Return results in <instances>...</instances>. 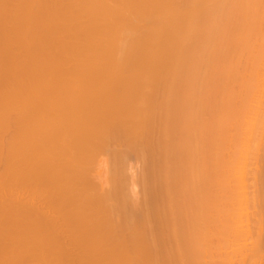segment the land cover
I'll return each instance as SVG.
<instances>
[{
    "label": "bare ground",
    "instance_id": "bare-ground-1",
    "mask_svg": "<svg viewBox=\"0 0 264 264\" xmlns=\"http://www.w3.org/2000/svg\"><path fill=\"white\" fill-rule=\"evenodd\" d=\"M263 7L264 0H0V138L8 124L16 128L1 145L5 160L0 148V264H65L74 255L72 264H216L229 237L236 244L220 264H240L241 254V264H254L264 244V32L254 28ZM252 43L261 56L243 64ZM231 46L244 54L237 59ZM242 64L250 66L240 71ZM248 71L255 79L246 84ZM211 87L220 113L210 109ZM234 96L245 101L232 105L242 118L235 127ZM210 110L207 160L202 120ZM142 160L146 178L135 170ZM133 179L148 185L146 194ZM21 187L28 203L16 196ZM38 201L57 218L40 213ZM58 221L71 232L64 231L74 255L61 249L65 238L57 242Z\"/></svg>",
    "mask_w": 264,
    "mask_h": 264
},
{
    "label": "rangeland",
    "instance_id": "rangeland-1",
    "mask_svg": "<svg viewBox=\"0 0 264 264\" xmlns=\"http://www.w3.org/2000/svg\"><path fill=\"white\" fill-rule=\"evenodd\" d=\"M263 8H264V7H263ZM258 21H259L260 23L257 22V24H261V22H262L263 25L261 24V25H260L261 27H260L259 25H256V22H255L256 27H254L255 25H254L253 27H254L255 30H256V29H257V26H258L259 29H261V33H263V32H264V27H263V26H264V23H263L264 20H258ZM254 28H253V29H254ZM262 28H263V29H262ZM255 30H254V31L252 30V31L255 32ZM262 30H263V32H262ZM259 31H260V30H259ZM253 32H252V33H253ZM252 33H251V39L249 40L250 43H251L252 41H254V39H253L254 37H253V36H255V35H253ZM255 33H257V32H255ZM257 34H260V33H257ZM258 36L261 37L262 35H261V34H260V35H256V36H255V37H256V38H255V41L258 39ZM252 37H253V38H252ZM249 38H250V37H249ZM252 39H253V40H252ZM260 41H261V39L259 40V42H260ZM257 42H258V40H257ZM259 42H258V44H262V42H260V43H259ZM253 43H254V42H253ZM253 43L250 44V46H249L248 49H252V48L254 47V46H253ZM251 45H252V46H251ZM263 45H264V44H263ZM255 46H256L255 49H256V52H257V53L254 54L255 51H254V48H253V49H252V50L254 51V52L252 51L253 54L251 53V55H250V53L246 51V52H247V55H248V53H249V56H247V55L245 54V55H246L245 57H244V55H243L244 53L242 54L243 57H241L242 55H240V53H238L237 56H234V55H233V54H234V51H235V52H237V51L235 50L234 47L231 46V48H234V50L232 51V52H233L232 55H233L234 57H236V58H237L239 55H240L241 59L244 58V59L242 60V62H241V63H243V64H246V63L244 62V60H249V59H246V57L249 58L250 56H252V57H250V58L253 59V56H256L257 54H258V56H259V55L261 56V54H262L261 57H263V56H264V46L260 45V48H263V52H261V51H257V49H260V48L257 46V43H256ZM261 46H262V47H261ZM251 47H252V48H251ZM257 47H258V48H257ZM231 48H230V49H231ZM248 49H247V50H248ZM260 50H262V49H260ZM249 51H251V50H249ZM260 52H261V54H259ZM236 54H237V53H236ZM228 56H229V55H228ZM228 56H227V57H228ZM233 56H230V57H233ZM260 56H259V57H260ZM234 57H233V58H234ZM233 58H232V59H233ZM237 59H239V58H237ZM228 60H229V58H228ZM228 62H229V61H228ZM241 63L239 62L238 64H241ZM221 64L223 65V63H221ZM228 64H229V63H228ZM228 64H226V65H228ZM243 64L241 65L242 68L239 67V68H240V69H239L240 71H242L243 68H245V67H248V68H249V66H250L249 64H248L249 66H248V65L246 66V65H243ZM255 64H256V63H254L253 66H254L256 69H255V68H253V69H255L256 71H258V70H259V67H258L259 64H258V63H257L258 65H255ZM219 65H220V63H219ZM230 65H231V64H230ZM263 65H264V64H263ZM224 66H225V65H224ZM231 66H232V65H231ZM234 66H236L235 63H234V65H233V67H234ZM239 66H240V65H239ZM243 66H245V67H243ZM256 66H257V67H256ZM259 66L263 68V66H261V63H260ZM216 67L219 68L220 66L217 65ZM234 68L237 69V67H234ZM262 68H261V69H262ZM246 69H247V68H245V71H246ZM255 70H254V71H255ZM212 71H214V69H213ZM237 71H238V70H237ZM245 71H244V73H245ZM238 72H239V71H238ZM249 72L251 73L252 71H248L247 74H248ZM241 73H242V72H241ZM244 73L241 74V75H244V76L246 75L245 78H248V80H246V82L244 81L245 79L242 80L244 77L242 78V76L239 75L240 73L238 74V75H239L238 78H239L240 80H242L243 83H246V84H247V83H253V82H251V81H254V80H252V79L254 78V77L252 78V76H254V75L251 74V76H250V73H249V77L251 78V79H250V78L248 77V75H247V74H244ZM252 73H253V72H252ZM212 75H213V74H212ZM212 78H213V77H212ZM238 78H237V77H236V78L234 77L235 80H234V79H233V80H234V82H238V84H240V83H239L240 80H239ZM249 79H250V80H249ZM254 79H255V78H254ZM236 80H238V81H236ZM242 81H241V82H242ZM248 81H249V82H248ZM243 83H242V84H243ZM212 84H213V83H212ZM232 84H233V87H234V84H235V85H236L235 87L240 88L239 90H243L244 87L246 86V85H245V86H243V85L239 86L237 83H232ZM247 86H248V85H247ZM247 86H246V87H247ZM241 87H242V89H241ZM212 88H213V87H211L210 90L212 91L213 94H211V91H210L209 93H207V96L210 98V99H209V98L207 97L208 101H209V100H210V102L212 101V102L210 103L211 106H213L212 104H214V103H213V101H214L213 99H214V98H212V97H214V92H213V91H214V88H213V89H212ZM148 89H149V87L147 88V90H145V89H144V90L147 91V93H148V91H150V89H149V90H148ZM236 89H237V88H236ZM233 90H234V88H233ZM145 91H144V92H145ZM147 93H146V94H147ZM242 93H243V92H241V94H240L241 97H242V95H243ZM209 94H211V96H210ZM241 97H240V98L238 97L239 99H237V98L234 96V98H233V99H234V100H233L234 102H232V98H231V101H230V104H229L228 109H230V110L232 109V110H233V108H234L233 106H235V101H236V105H237L238 103H240L239 100H241V103H240L241 105H242L243 103L245 104L244 98H241ZM244 97H245V96H244ZM211 98H212V100H211ZM235 99H236V100H235ZM242 99H243V103H242ZM238 101H239V102H238ZM231 103H233V104H231ZM143 104L145 105V103H143ZM208 104H209V102H208ZM144 105H142V106H144ZM232 105H233V106H232ZM230 106H231L232 108H231ZM237 106L240 107V105H237ZM244 106H246V105H244ZM214 107H215L218 111H217ZM214 107H211L210 109H211V110L214 109L213 111H214V112L216 111L215 113H218V112L220 111V109H219L220 107H219V106H215V104H214ZM217 107H218V108H217ZM238 107L235 106L236 109H237ZM235 108H234V110H233V111L236 112V113L234 112V115L238 113V111H236ZM228 109H227V110H228ZM239 109H240V108H238V110H239ZM211 110H210V112H208L209 115H208V113L206 112L207 114H204V116H203V117H206V116H207V118H205V119H207V120H204V118H203V120H202L203 122L206 121V122H205L206 124H203V122H202V124H203L204 126L206 125V127H203V128H204V129H203V130H204V133H205V131H206L205 128H208V129H207L208 131H206V134H204V133L202 134V139H203V140H202V146H203V143H204V144L207 143V144H205V145H207V148H206V146H204V148H206V149H203V148H202V151H203V153H204V156H205V155L207 156V157H205L207 160H208V155L210 156V154L213 153V150H214V149L211 147V145H210V144H211L210 142L213 140V139H211V138H213V129H212V131H211V134H210V132H209V131L211 130V128H214V126H215V125L213 124V118H212V114H213L214 112L211 111ZM230 110L227 111V113H229V112L231 113V114H229V116H231V115H232V112H233V111H230ZM208 111H209V110H208ZM223 111H224V110H223ZM211 112H212V113H211ZM219 113H220V112H219ZM222 113H223V112H222ZM10 115H11V113H10L8 116H10ZM12 115H13V112H12ZM216 115H217V114H216ZM218 115H219V114H218ZM218 115H217V116H218ZM208 116H209V117H208ZM237 116H239V115H235L234 117H230V119H231L230 121H232V120H233V121H232V123H230V121H228V123H229L230 125L233 124V126H234V124L236 125L237 123H236V121H234V120H235V118H236ZM10 118H11V116H10ZM208 118H210V121H211V122L208 120ZM211 118H212V120H211ZM232 118H233V119H232ZM237 119H238V117L236 118V120H237ZM241 119H242V118H241V115H240V117H239V119H238L239 123H240ZM208 121H209V122H208ZM238 121H237V122H238ZM233 122H234V123H233ZM207 123H208L209 126H210L211 124H212V126H213V127L210 126V127H211L210 130H209V127H207ZM210 123H211V124H210ZM239 123H238V124H239ZM11 124H12V123H11ZM11 124H10V125L8 124L9 127H8V126L6 127V129H7L8 131H11L10 129H12L11 132H8L5 128H4V130H6L7 132L3 130L4 134H3V136H2V139L0 138L1 141H2V143H3V144H0V148H1V149L4 147V145L7 146V144H8V142H6V141H5L6 144L3 142V141L5 140L4 137H5V138H9V137L11 136V137H10V139H11V138L13 137V136H12L13 133L15 132L14 130H16L15 126H13L14 128H13V127H10V126H12ZM238 124H237V125H238ZM13 125H14V124H13ZM237 125H236V126H237ZM228 126H229V125H228ZM234 127H235V126H234ZM227 128H228V127H227ZM230 128H231V127H230ZM231 131H232V133H233L232 136L234 137V136H235V134H234V131H235V130H234V131L231 130ZM231 131H229V129H228V131H227V130L224 131L223 134L228 132L227 134L229 135V133H230ZM3 132H1V133H3ZM8 133H10L11 135H8ZM235 133H236V132H235ZM208 134H210V136H211V135H212V136L210 137ZM227 134H226L225 136H226V138L228 139V137L231 135V133H230V135H229L228 137H227ZM0 135H2V134H0ZM5 135H7V136H5ZM203 135H204V137H203ZM205 135H206L208 138H207ZM209 137H210V140H209ZM214 137L216 138V136H214ZM204 138H205V139H204ZM221 138H224L223 140L226 141V139H225L224 136L221 137ZM154 139H155V138H154ZM6 140H7V139H6ZM8 141H9V140H8ZM225 141H223V142H225ZM0 143H1V142H0ZM209 143H210V144H209ZM108 144H109V143H108ZM108 144H107V145H108ZM110 144H112V145H110ZM110 144H109L110 146L108 145V148H109V147L112 148V146H113L114 148H116V146H118V145L115 146V144L113 145V143H111V142H110ZM208 144H209V146H208ZM223 144H224V143H223ZM1 145H2L3 147H2ZM6 146H5V149L3 148V149H4L3 152L6 151ZM208 147H209V149H208ZM210 147H211V149H212V152L210 151V150H211ZM1 149H0V154L3 153ZM207 149H208L209 151H208ZM204 150H206V153L209 152L210 154L208 153V155H207V154L204 152ZM3 155H5V152H4V154H2V157H4ZM212 156H213V154L211 155V160L209 159V161H205V160H206L205 158H204L205 160H203V161H205V163H204V173H205V174H204V175H206V174L209 173V172H211V174H212V170H211V169H212V165H213V164L211 163V162H212V159H213ZM0 157H1V156H0ZM0 159H1V158H0ZM2 159L5 160V157L2 158ZM0 161H1V160H0ZM140 161H141V160H140ZM140 161H139V162H140ZM2 162L5 164V161H2ZM2 162H0V164H3ZM139 162H138V164H139ZM142 162H143V163H142ZM142 162H140V164L137 165V169H135V170H139V173H138V174H140V172L142 171V172H143V176H142L141 174H140V176H142V177L145 176V178H146V171H145V173H144V170L147 168V167H146L147 162H145V161H143V160H142ZM207 162H208V163H207ZM209 162H210V163H209ZM206 163L209 165V167L211 166V168L205 170V169H206V166H205ZM136 164H137V163H136ZM142 164H143L144 167L142 166ZM208 165H207V166H208ZM1 166H2V165H0V170L3 171V170H4V166H2L3 168H2ZM141 166H142V167H141ZM139 168H141V169H139ZM135 170H134V174H135V175L133 174V177H134V176H135V178H136L137 176L140 177V176L137 174V171H136V173H135ZM146 170H147V169H146ZM208 170H211V171L207 172ZM1 171H0V172H1ZM142 172H141V173H142ZM2 173H3V172H1L0 174H2ZM144 174H145V175H144ZM136 175H137V176H136ZM207 175H208V174H207ZM207 175H206V176H207ZM209 175H210V174H209ZM209 175H208V176H209ZM206 176H205V177H206ZM138 177H137V179H140L141 181H143V180H142V179H143L142 177H141L142 179H141V178H138ZM145 178H144V180H145V183H146V179H145ZM137 179H135V180H136L135 184H137V186H138V185L141 183V181H140V183L138 182V183H139V184H138V183H137ZM207 179H210V177H209V178L207 177ZM133 180H134V179H133ZM135 180H134V181H135ZM142 183H144V182H142ZM142 183H141V184H142ZM145 183L143 184L144 187H140V186H138V187H140L141 189H142V188H145V191H146V192H145L144 194L147 193V188H146V187L148 186V185L145 184ZM141 184H140V185H141ZM1 185H2V186H1ZM3 185H4L3 182L0 181V186L3 188V189H2V188H0V189H2V190L5 191V188H4L5 185H4V186H3ZM141 186H142V185H141ZM204 187H205V186H204ZM207 187H209V188H207ZM140 188H139V189H140ZM206 188L209 190V192H211V190H210V189H211V188H210V185H209V186L206 185V187L203 188V189H205V190L203 191V194H204L205 191L207 190ZM19 189H20V192L18 193ZM19 189L16 190V191H17V194H18V195L16 194V196H19V195H20L19 198L22 199L23 202L26 201V200H28V202H29V200L31 201V199H29L30 196H28V195H30L29 192L26 191V190H24L25 187H21V188H19ZM203 189H202V190H203ZM22 190H24L26 193H27V192H28V193L26 194V193H25L24 191H22ZM208 190L206 191L207 193L204 194V195H206L207 198H206L204 195H203V196L205 197L206 200H208V199L211 200V196L209 195V194H211V193H209ZM21 191H22V192H21ZM0 192H1V191H0ZM2 192H3V191H2ZM23 192H24L25 194H24ZM20 193L23 195V198H24V199L21 197V194H20ZM4 194H5V193H4ZM207 194H208V196H207ZM26 196H28V197H27L28 199L25 198ZM145 196H146V197H145ZM143 197H145V199H146V198H147V195H144V196H143V194H142V200L144 199ZM145 199L141 202V205L143 204L144 209L147 208V207H146V203H144L145 201H147V199H146V200H145ZM210 200H209V201H210ZM32 201L35 202L34 200H32ZM39 201H40V200H39ZM39 201H38V202H39ZM41 201H42V199H41ZM41 201H40V202H41ZM26 202H27V201H26ZM28 202H27V203H28ZM40 202H39V203H40ZM206 202H208V201H206ZM39 203H36V204L33 203V204H35L36 206L38 205L39 207H37V208H40V207H41L40 211L38 210L40 213H43V214L46 213V214H47V217H49L50 219H55V217L57 218L58 215L56 216L55 214H53V213H55V212H54L55 209L52 210V208H50V207L47 208L46 205H44V206L42 207V205H43L42 203H45L44 201H43L42 203H40L41 206H40ZM45 204H46V203H45ZM45 206H46V207H45ZM43 208H44V210H43ZM49 208H50V210L53 211V212L51 211L52 213H49V212H50ZM45 209H48V210H49L48 213H47V210H45ZM42 210H43V212H42ZM146 210H147V209H146ZM44 211H45V212H44ZM46 214H45V215H46ZM48 214H49V215H52V216H49ZM56 214H57V212H56ZM54 216H55V217H54ZM263 220H264V219H263ZM56 221H57V220H56ZM58 222H59V221H58ZM59 223H60V222H59ZM263 223H264V221H263ZM62 225H64V224H62ZM211 225H212V224H210V227H212ZM263 225H264V224H263ZM60 226H61V223H60ZM60 226H59V227H60ZM149 226H150V227H149ZM149 226H147V229H148V228L151 229V226H153V225H152L151 223H149ZM208 226H209V225H208ZM1 227H2V226H1ZM62 227H63V226H61V229L58 228V231H59V232H61L62 229H63L62 233H59V232H58V233H59V234H58V236H59L58 239H59V238H63V240L59 239L57 242H59V244H61V245H62L63 243H66V244H64L65 246L68 245V246H66V248H65V246H62V248H61V245H60V248H61L62 250H64V249H67V250H68V249L70 248V247H69V243H70V239H69V238H71L72 236L70 235V236H71V237H70V236L67 235V234H69V233H71V232H68V229H67V227H66L65 225H64L63 228H62ZM210 227H209L208 229H210ZM263 227H264V226H263ZM66 230H67V231H66ZM64 231H65V233H66V236L69 237V238H68L69 240H68L67 237L65 236ZM67 232H68V233H67ZM62 234H64V237L62 236ZM60 235H61V236H60ZM148 236H149V235H148ZM145 237H146V238H145ZM145 237H144V238L147 239V241H148V237H147V236H145ZM64 238L67 240L66 242H63V241H64ZM149 239H151L150 236H149ZM230 239H231V240H230ZM228 240H229L228 243H226L227 246L224 245L226 248L224 247V248H225L224 250H222V249L220 250V254H219V255H223V257H221V259H220L219 257H217V256L214 257V258L217 257V258H216V261H217V262L220 261V260L223 261V258L225 257V256H224V254H225L224 251H225V250H226V252L229 251L230 248H231V250H233V246L230 247V245H233V243H234L233 240H234V239L232 240V237H229ZM235 240H236V239H235ZM238 240H240V239L238 238ZM60 241H61V243H60ZM68 241H69V243L67 244ZM147 241L144 240L145 243L143 242V243H144L143 246L145 245V246H146V249H147L148 247L151 246V245H146V244H147V243H146ZM150 241H152V242L154 243L153 238H152ZM236 241H237V240H236ZM62 242H63V243H62ZM152 242H151V244H153ZM55 243H56V242H55ZM223 243H224V242H223ZM230 243H231V244H230ZM237 243H238V241H237ZM149 244H150V242H149ZM228 244H229V245H228ZM234 244H236V243H234ZM249 244H250V241H249V243H248V241H247V245H248V246H246V248H247V249H246L247 252L244 253V251H243V253H244L243 255H246V256H247V254H249V253H248V250H249V248H250V246H251V245H249ZM261 244H262V243H261ZM54 245H55V244H54ZM262 245H264V244H262ZM262 245H261V247H264V246H262ZM56 246H57V245H56ZM56 246H55V250L58 249L59 252L63 253V252L61 251V249H59L58 246H57L58 248L56 249ZM70 246H71V245H70ZM143 246H142V247H143ZM145 246H144V248H142V250L145 249ZM147 246H148V247H147ZM228 246H229L230 248H229ZM67 247H69V248H67ZM248 247H249V248H248ZM261 247H259V250H260V251L262 250V251L260 252V253L262 254V253L264 252V248L261 249ZM63 248H64V249H63ZM71 248H72V246H71ZM71 248L69 249L68 254H70V255L73 254V255H74L76 252L74 251L75 253H72L73 250H74V248H73V249H71ZM227 248H228V249H227ZM148 249H149V248H148ZM58 250H57V251H58ZM67 250H65V251L67 252ZM70 250H72V252H70ZM149 250H150V249H149ZM223 252H224V254H221V253H223ZM229 253H230V251H229ZM68 254H65L66 257H67ZM227 254H228V252H227ZM238 254H239V253H238ZM238 254H237V255H238ZM261 254H260L259 258H258L257 260H255V263H256V264H260V263H259V262H260L259 259H264V257H262L263 254H262V255H261ZM225 255H226V254H225ZM239 255H240V254H239ZM241 255H242V254H241ZM241 255L238 256V257H240L239 259H238V257H235V256H234V257L236 258V260H239L240 264L243 263V262H241V261H243V258H244V261H246V259H247V258L245 259V257H243V256H241ZM74 256H75V255H74ZM74 256H73V257H72V256H68V257L71 258V260H70L68 257H67L68 259L65 257V258L67 259L68 262H64V263H65V264H68V263H69V264H72L71 261L73 260ZM257 256H258V255H257ZM263 256H264V255H263ZM242 257H243V258H242ZM247 257H249V255H248ZM218 258H219V259H218ZM232 258H233V257H232ZM256 258H257V257H256ZM224 259H225V258H224ZM241 259H242V260H241ZM214 260H215V259H214ZM214 260H213V262L215 263L216 261H214ZM236 260H235V261H236ZM240 260H241V261H240ZM247 260H248V259H247ZM64 261H65V260H64ZM221 261L218 262V263L216 262V264H220ZM256 261H257L258 263H257ZM262 261H263V260H261V262H262ZM250 262H251V260H250ZM263 262H264V261H263ZM263 262H262V263H263ZM28 263H29V262H28ZM233 263H234V261H233ZM235 263L238 264L237 261H236ZM235 263H234V264H235ZM244 263H246V262H244ZM247 263H248V262H247ZM247 263H246V264H247ZM255 263H254V264H255ZM262 263H261V264H262ZM31 264H34V263L31 262ZM248 264H250V263H248ZM252 264H253V263H252Z\"/></svg>",
    "mask_w": 264,
    "mask_h": 264
}]
</instances>
